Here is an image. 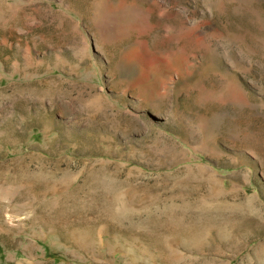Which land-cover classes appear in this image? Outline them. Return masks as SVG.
Masks as SVG:
<instances>
[{
	"label": "rangeland",
	"instance_id": "obj_1",
	"mask_svg": "<svg viewBox=\"0 0 264 264\" xmlns=\"http://www.w3.org/2000/svg\"><path fill=\"white\" fill-rule=\"evenodd\" d=\"M0 264H264V0H0Z\"/></svg>",
	"mask_w": 264,
	"mask_h": 264
}]
</instances>
